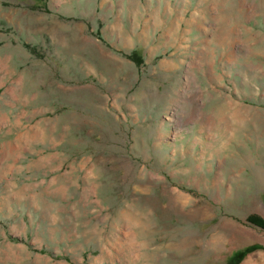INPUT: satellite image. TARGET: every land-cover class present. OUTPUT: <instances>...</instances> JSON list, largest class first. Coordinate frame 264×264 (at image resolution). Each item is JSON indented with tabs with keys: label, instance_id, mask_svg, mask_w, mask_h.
Masks as SVG:
<instances>
[{
	"label": "rangeland",
	"instance_id": "rangeland-1",
	"mask_svg": "<svg viewBox=\"0 0 264 264\" xmlns=\"http://www.w3.org/2000/svg\"><path fill=\"white\" fill-rule=\"evenodd\" d=\"M264 0H0V264H264Z\"/></svg>",
	"mask_w": 264,
	"mask_h": 264
},
{
	"label": "trees",
	"instance_id": "trees-1",
	"mask_svg": "<svg viewBox=\"0 0 264 264\" xmlns=\"http://www.w3.org/2000/svg\"><path fill=\"white\" fill-rule=\"evenodd\" d=\"M246 223L264 232V218L256 214L246 217Z\"/></svg>",
	"mask_w": 264,
	"mask_h": 264
}]
</instances>
